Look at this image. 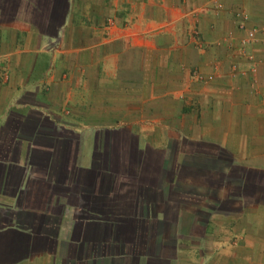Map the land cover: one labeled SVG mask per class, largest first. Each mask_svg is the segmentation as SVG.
Instances as JSON below:
<instances>
[{
  "label": "crops",
  "instance_id": "0c3cea01",
  "mask_svg": "<svg viewBox=\"0 0 264 264\" xmlns=\"http://www.w3.org/2000/svg\"><path fill=\"white\" fill-rule=\"evenodd\" d=\"M206 2L0 0V264H234V232L212 236L180 207L172 215L180 167L156 166L175 174L148 184L129 164L130 153L168 160L171 138L157 147L149 134L107 127L125 123L108 113L124 87L169 73L177 54L156 26L190 24L193 12L201 29L215 27ZM174 220L182 242L169 248ZM258 236L263 256L246 264H264V227Z\"/></svg>",
  "mask_w": 264,
  "mask_h": 264
},
{
  "label": "rangeland",
  "instance_id": "374dc122",
  "mask_svg": "<svg viewBox=\"0 0 264 264\" xmlns=\"http://www.w3.org/2000/svg\"><path fill=\"white\" fill-rule=\"evenodd\" d=\"M232 1L227 6L226 0H207L205 12L218 19L215 27L201 29L193 12L190 24L156 26V36H169L177 54L169 73L156 70L153 79L132 92L124 87L122 107L108 113H120L125 123L107 127L149 134L157 147L166 148L170 137L168 160L157 163L149 156L138 162L130 153L129 164L143 167L141 179L148 184L175 174L163 168L156 172V166L180 167V185L172 188V215L180 207L212 236L219 230L223 237L234 232L235 240L240 239L234 264H246L263 256L253 242L264 227V0H250L248 7L242 0ZM179 54L189 61L182 62ZM134 176L126 174L125 182L138 191ZM178 224L171 221V238L165 237L169 248L182 242ZM246 234L251 240L244 246Z\"/></svg>",
  "mask_w": 264,
  "mask_h": 264
}]
</instances>
